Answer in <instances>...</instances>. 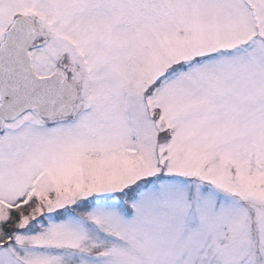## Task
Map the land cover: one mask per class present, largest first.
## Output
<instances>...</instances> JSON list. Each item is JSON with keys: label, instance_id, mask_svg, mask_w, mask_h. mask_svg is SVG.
<instances>
[{"label": "snow or ice", "instance_id": "6c2138e0", "mask_svg": "<svg viewBox=\"0 0 264 264\" xmlns=\"http://www.w3.org/2000/svg\"><path fill=\"white\" fill-rule=\"evenodd\" d=\"M0 264H264V0H0Z\"/></svg>", "mask_w": 264, "mask_h": 264}]
</instances>
